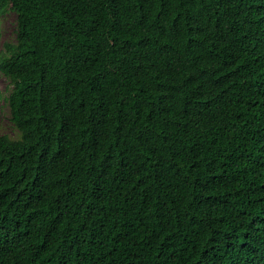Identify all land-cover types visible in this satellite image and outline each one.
Here are the masks:
<instances>
[{
  "label": "trees",
  "instance_id": "1",
  "mask_svg": "<svg viewBox=\"0 0 264 264\" xmlns=\"http://www.w3.org/2000/svg\"><path fill=\"white\" fill-rule=\"evenodd\" d=\"M8 12L0 264H264V0Z\"/></svg>",
  "mask_w": 264,
  "mask_h": 264
},
{
  "label": "rangeland",
  "instance_id": "2",
  "mask_svg": "<svg viewBox=\"0 0 264 264\" xmlns=\"http://www.w3.org/2000/svg\"><path fill=\"white\" fill-rule=\"evenodd\" d=\"M16 15L8 12L0 16L1 39L0 53L6 52V46L16 42ZM13 90L11 80L0 72V136H8L13 140L20 139V132L11 120L8 98Z\"/></svg>",
  "mask_w": 264,
  "mask_h": 264
}]
</instances>
